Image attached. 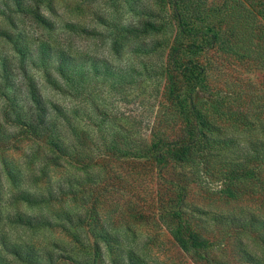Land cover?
<instances>
[{
    "label": "rangeland",
    "instance_id": "obj_1",
    "mask_svg": "<svg viewBox=\"0 0 264 264\" xmlns=\"http://www.w3.org/2000/svg\"><path fill=\"white\" fill-rule=\"evenodd\" d=\"M34 10L49 26L35 20ZM145 21L158 30H121L141 28ZM7 31L22 34L25 51L44 41L80 63L86 55L106 59L124 77H88L81 87L62 80L59 89L47 77L51 63L34 64L29 52L23 74L13 62L16 86L26 94L33 82L44 105L58 108L53 115L62 123L66 155L51 161L48 149L32 139H0V237L34 243L36 250L58 240L87 258L59 228L10 224L6 216L21 211L57 219L62 208L83 210L72 194H93L99 198L101 220L117 239L112 249L100 241L96 264H111L114 256L129 264H264V187L253 193L258 189L253 176L230 183L237 191L232 197L223 192L227 183L221 156H210L205 166L198 159L196 164L165 165L125 154L152 139H177L194 107L215 121L220 135L236 140L230 151H222L225 158H236L238 148L264 140V0H0V56L7 53L16 62L18 55L1 35ZM18 99L26 104L23 91ZM6 112L15 115L0 95V137L7 140L20 128L5 120ZM91 159L85 167L73 163ZM87 177L90 182L84 181ZM18 190H52L56 199L32 205L13 199ZM133 208L144 216L132 217ZM226 217L255 221L241 227ZM183 226L196 237L187 248L174 236ZM184 235L189 238L188 232ZM68 249L58 252L75 255ZM0 256L24 264L1 242ZM58 264L74 262L63 258Z\"/></svg>",
    "mask_w": 264,
    "mask_h": 264
},
{
    "label": "trees",
    "instance_id": "obj_2",
    "mask_svg": "<svg viewBox=\"0 0 264 264\" xmlns=\"http://www.w3.org/2000/svg\"><path fill=\"white\" fill-rule=\"evenodd\" d=\"M10 8V7H9ZM35 17V20L45 26H49L50 22L46 17L37 11H31ZM73 29V25H71ZM157 29L156 24L151 21H145L142 23V27L135 26H123L121 30L125 33H136L142 29ZM5 40L13 46L14 53L18 55V60L15 62L11 60L10 55L0 56V95L9 103V107L15 111L14 117H7V112L4 116L5 120H11L13 124L17 125L20 129L11 136V139H4L0 137L3 142H15L20 137L28 138L36 141L40 145H44L48 152L46 157L53 161L64 157L66 150L63 145V130L62 123L58 122L57 113L58 108L51 104L50 109L44 105V98L38 88L33 86V82L27 85L26 94L25 91L20 87L16 86L15 81L12 80L11 75L13 74V62L16 67H19L23 71V74L27 72L26 65L23 63L25 56H29V52L25 51L26 48L21 43V33H13L7 31L2 33ZM150 44H147L148 47ZM155 43L152 44L151 49H145V52H150L154 49ZM178 49L175 50V55L171 58L173 62H176L174 58L178 54ZM27 52V53H26ZM15 55V56H16ZM17 57V56H16ZM32 62L38 63L46 62L51 63L53 66V72H47V77L50 82L57 88H62V80L65 83H71L72 87H81L83 79L88 77H99L102 76L104 79L107 78H123L124 75L114 72L113 66L110 61L106 59H100L96 56L86 55L80 63L77 58L71 57L67 54V51L62 47H52L49 43L40 41L30 52ZM81 64V66H79ZM89 65L88 70L84 69L85 65ZM11 65V66H10ZM189 67L186 66L185 69ZM71 71V73H70ZM58 76V77H57ZM28 78V76H27ZM29 84V83H28ZM76 86V87H77ZM10 89L16 92V95L10 96ZM22 92L25 95L26 104L20 103L18 99V92ZM83 91V90H82ZM90 98L92 94L88 95ZM96 106H94L95 108ZM57 109V110H56ZM192 120L187 121L186 128L183 127V134L177 139H162L159 137L157 141L151 140V143L146 146L139 145L140 150L132 152V149L126 150L125 154H135L137 156H146V161L153 163H160L169 165L173 162L181 163H192L196 164V159L200 162L208 165L210 156L218 155L221 156L222 166L225 170L226 187L223 189L224 193L228 196H237V191L233 188L230 183L237 180H243L253 176L257 183L258 189H255L253 193L256 194L262 187H264V179H262L261 173H264V140H256L249 143L248 147L242 151L238 148L236 158H225L223 150L232 149L236 145V140L229 137L228 135H220L221 129L216 125L209 116L202 113L200 110L192 109ZM243 124H246L245 122ZM186 130V134L184 133ZM10 145L7 146L9 148ZM118 151V149H117ZM225 158V159H224ZM77 161V160H75ZM92 159L88 162L75 163L80 167H85L91 164ZM90 162V163H89ZM84 181H91L90 177L84 179ZM54 191L50 190L48 193H33L25 190H18L12 194L14 200H22L32 205H37L56 199ZM72 199L75 203L81 202L83 210L72 211L70 209L62 208L55 213L57 219L50 218L48 214H28L21 211L9 213L6 216V220L10 224H17L27 226L29 228H59L69 238H71L77 246L82 248L83 254L88 255L87 258H81L79 251H76L74 247L64 245L58 240H52L42 248L35 249L34 243H21L8 240L4 235L0 237V242L3 249L10 253L15 259L23 262L24 264H58L60 259L69 258L74 264H96L99 253H102V246L100 241H105L108 244V248L112 249V242L116 241V237L112 235L106 223L100 218L99 198L93 194L89 196L77 197L72 194ZM131 204V203H130ZM133 210V211H132ZM130 212L132 217L141 218L144 216L143 213L136 211L134 208ZM235 224H239L241 227H247L250 222H254L255 219L251 218L245 220L237 217L229 218ZM228 217L226 220L229 221ZM264 222V221H262ZM264 227V225H262ZM187 228V231L184 229ZM191 229L188 227H182L174 231L176 240L181 246L187 248L188 244L192 239L196 238L195 233L191 234ZM185 233H189V238H186ZM82 233L83 238H82ZM52 246L54 248H49ZM61 246V247H60ZM69 247V249H68ZM61 248H66L70 252L75 251V255L71 257H64L63 250L58 252ZM57 249V250H56ZM94 253V255L92 254ZM132 250L128 251L131 258H134ZM247 253V252H246ZM248 254V253H247ZM91 255H93L91 257ZM114 255V253H113ZM249 255V254H248ZM8 264H13L14 260H8ZM45 260V261H44ZM83 260V262H81ZM129 261H132L130 259ZM0 256V264H7ZM260 262V261H259ZM258 262V263H259ZM111 264H129L125 261H121L116 256L110 260Z\"/></svg>",
    "mask_w": 264,
    "mask_h": 264
}]
</instances>
